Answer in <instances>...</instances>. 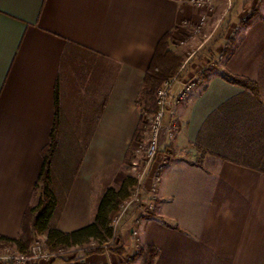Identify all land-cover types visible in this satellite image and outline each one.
<instances>
[{
  "label": "crops",
  "instance_id": "1",
  "mask_svg": "<svg viewBox=\"0 0 264 264\" xmlns=\"http://www.w3.org/2000/svg\"><path fill=\"white\" fill-rule=\"evenodd\" d=\"M255 5L256 0H232L222 25L229 31L217 41L234 39L229 33L241 21L255 11L261 15L242 30L223 67L254 81L259 102L225 83L219 70L205 64L206 57L186 72L199 73L200 82L179 108L178 135L160 142V152L174 154V163L162 175L156 213L136 224L138 247L157 250L153 264H264V156L252 157L254 164L238 160H251L239 151L251 141L228 136V129L245 124L264 127V4ZM201 14L190 0H0L1 236L17 238L24 212L38 202L34 185L54 121L56 83L58 148L50 165L56 178L54 223L72 232L94 221L106 189H118L132 176L125 161L137 141L135 102L155 48L165 35L176 43L183 24L195 23ZM213 54L216 61L218 49ZM64 57L78 63L71 87L61 73ZM90 67L101 69V81H92ZM230 101L232 107L223 109ZM184 151L191 160L179 161ZM177 176L190 197L182 208L173 190ZM134 225L127 217L117 231L124 255L135 252ZM68 252L74 254L73 264L115 261L108 253ZM141 260L136 256L132 264ZM65 262L59 258L49 264Z\"/></svg>",
  "mask_w": 264,
  "mask_h": 264
},
{
  "label": "trees",
  "instance_id": "2",
  "mask_svg": "<svg viewBox=\"0 0 264 264\" xmlns=\"http://www.w3.org/2000/svg\"><path fill=\"white\" fill-rule=\"evenodd\" d=\"M259 16L261 17L257 11L253 12L248 17L247 21L242 24L243 28L251 25L253 20ZM170 39L171 35H165L160 39L144 74L142 91L135 102L140 113V121L133 135L134 140H138L139 137H141V133L144 131V117L150 116L156 111L155 94L157 90L164 81L172 78L177 73L182 64V57L176 55L170 47ZM237 45L238 43H235L233 40L227 42V45H225L227 47L225 52V63H227L234 54ZM68 46L73 45L68 44ZM208 71L210 70H204L200 76L205 78ZM220 76L225 83L242 89L245 94H250L249 96L251 99L259 102L258 86L254 81L245 77L231 75L225 71H222ZM232 103L233 101H230L222 108L225 109L227 106L231 108ZM54 104V121L50 132L49 143L41 152L42 167L34 185V195L38 198V202L35 206L28 207L24 212L20 226V234L17 238L12 239L0 235V250L13 247L17 252L25 253L35 237L44 236L47 251L55 256L71 248L81 249L92 242L97 244L96 249L86 253H101L103 251L102 245L108 243L113 237L112 229L109 228L108 225L112 217L118 212L120 205L130 198L136 185V180L132 176H128L118 189H106L99 202L94 221L91 224L72 232L60 231L54 223L57 211V201L54 194L56 178L52 175L50 170L51 161L58 148V83H56L54 92ZM104 106L105 103L102 104L96 116L101 114ZM245 118L246 116H244V119ZM255 130L256 132L254 135ZM232 135L238 136L243 141L251 142H254V138L256 137L258 140L256 144L261 147V153H264V127L257 130L245 124L242 128L228 129V136ZM251 142L248 144H252ZM127 156L128 160H126L125 163L126 165H130V160L132 158L130 154H127ZM196 166L201 167V162L196 163ZM260 170L264 171V162H262ZM115 242L113 248L110 247V245L108 246L109 250L117 254H122V249L118 246L117 241ZM157 254V250L153 247H141L136 256H143L142 264H153ZM65 264L73 263L65 262Z\"/></svg>",
  "mask_w": 264,
  "mask_h": 264
},
{
  "label": "built area",
  "instance_id": "3",
  "mask_svg": "<svg viewBox=\"0 0 264 264\" xmlns=\"http://www.w3.org/2000/svg\"><path fill=\"white\" fill-rule=\"evenodd\" d=\"M225 1L229 10L231 0ZM212 2L213 0H190L193 6L201 10H211ZM205 24L206 16H201L195 23L185 22L183 35L189 31V35L186 36L191 39L192 36L201 34ZM185 42L180 40L177 44L171 43V47L175 49L177 46L181 49L185 46ZM192 55L193 53L186 57L172 78L162 83L155 94L156 111L143 119L146 128L143 136L136 141L129 166L132 177L136 180V185L130 198L120 205L118 212L112 217L108 225L113 232L112 239L103 244V251L98 253L113 254L114 264H132L139 249L136 224L143 218L154 215L157 211L159 185L170 159L169 152H160L161 138L165 136L168 143L176 138L181 123L179 108L200 82L199 73H186L188 71L187 64H190ZM127 217H133V224H135L131 228V236L136 244L135 252L132 255L117 254L108 248L109 245L114 247L117 231ZM96 247L97 244L92 242L81 249L88 252L96 249ZM54 257L55 255L47 251L44 236L35 237L25 253H19L13 247L0 250V264H49Z\"/></svg>",
  "mask_w": 264,
  "mask_h": 264
},
{
  "label": "rangeland",
  "instance_id": "4",
  "mask_svg": "<svg viewBox=\"0 0 264 264\" xmlns=\"http://www.w3.org/2000/svg\"><path fill=\"white\" fill-rule=\"evenodd\" d=\"M257 1L258 0H256L255 7H256V9H260L261 5L264 4V0H259L258 2ZM231 6H232V0H231ZM230 9H231V7H230ZM230 9L228 10V6H227L225 0H213L211 10H207V9L202 10V14L200 15V17L206 16V24H205V27H204L203 31L201 32V34L194 35V36H192L191 39H188L186 35H189V31L186 32V35L178 37L176 39V43H175V44H177V42L180 40L186 41L185 46L181 49L177 48V46H176V48L173 49L172 51H174V53L176 55L182 57V62L185 61V59L188 55L193 53V55L191 57L190 64L193 63L195 60L198 62H201L200 59H202L203 57H206L207 59L210 60V62L209 63L206 62L205 64L209 67L214 66L212 68L210 67L212 70L217 69L220 72L225 71L223 69V67L226 64L225 63V60H226V56H225L226 53L225 52L227 50V47L225 45H227V42L232 41V40L235 43L237 42L238 36L241 34L242 30L244 29L242 24H244L248 19V18H246V20H244L243 22L241 21L240 26L236 27L233 31H231L229 33L230 36H232V37L234 36V39L226 40L223 43L218 42L217 40L224 38L229 31L227 29L224 30L222 28V25L225 24V21L227 20V15L229 14ZM225 15H226V18H224V17L222 18V16H225ZM218 18L219 19L222 18L221 21H219V23H218V20H219ZM230 36H228V39ZM172 44H174V43H172ZM214 49H218V54H217L218 59L216 58L217 59L216 61L214 60V54L212 56ZM75 60L76 59L73 57H67L64 60L62 70H61L63 81L69 87H71L72 83L75 80L73 77V76H75L74 75L75 64H78ZM100 64H102V63H100ZM190 64H187V67H189ZM100 70L101 69L98 70L97 67L88 68V72H90V74L93 73L94 79L92 81L93 82L95 81V83L97 81L102 80V74L103 73ZM225 72H227V71H225ZM83 82H85L84 85H87V84L89 85V82H91V81H89V82L83 81ZM79 114L81 115V113H79ZM145 128H146V124H145ZM145 128H144V131H145ZM144 131L141 133L140 136H143ZM240 147H241L239 150L240 153L243 156H248L249 158H251V160H246V158H242V159L239 158L238 159V157H241V155H239L238 157L234 156V158L238 159L242 162L246 161L247 164H254V162L252 161V157L257 158V156H259V157L264 156V153H261V147L258 146V144L255 145V144H245L244 143V145L241 144ZM170 156L171 157L169 159L168 165H169V163H174V158H175L174 154L173 155L171 154ZM179 159H180L179 161L191 160L190 152H187V151L182 152L180 154ZM131 161H132V159L130 160V163H131ZM181 165H183V164H181ZM178 178L179 177L177 176V180L175 179L174 183L178 184L179 188H178V186H176L173 190H174L175 195H176L175 202H177V205H180L182 208L183 205H186L189 203L190 197L187 195V193H184V191H183V185H184L183 183L184 182L180 178L178 180ZM157 203H158V201H157ZM128 245L132 246V243L128 242ZM138 251H139V249H138ZM95 254H98V253H95ZM138 256H141V255H138ZM73 257H74V254L72 252L63 251V252L58 253L54 257V259L59 260V258H61V259H64L67 263H70V262H72V259H74ZM141 257H142V260H141V264H142L143 256H141Z\"/></svg>",
  "mask_w": 264,
  "mask_h": 264
}]
</instances>
